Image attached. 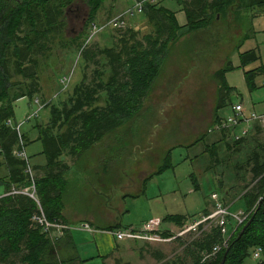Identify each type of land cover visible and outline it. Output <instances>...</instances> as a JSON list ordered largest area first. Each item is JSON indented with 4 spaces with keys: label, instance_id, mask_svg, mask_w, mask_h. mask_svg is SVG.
<instances>
[{
    "label": "trees",
    "instance_id": "trees-1",
    "mask_svg": "<svg viewBox=\"0 0 264 264\" xmlns=\"http://www.w3.org/2000/svg\"><path fill=\"white\" fill-rule=\"evenodd\" d=\"M73 1L0 0V165H4L8 171L4 177H0V186L5 193L0 195V264H81L74 254L66 258L58 257L61 236L52 238L33 220L39 214V206L48 220L62 219L68 167L59 157L66 154L74 160L81 159L90 155L96 144L109 137L111 145L107 151L113 153L115 133L123 127L137 124L138 115L170 57L171 49L183 37L190 36L194 43L198 34H205L216 27L226 30L230 38L226 41H235L237 31L243 30V36L238 39L237 48H240L250 39L252 20L256 16L252 12L260 10L264 14V0H170L177 9L167 8L163 3L144 1L141 12L126 19L140 15L151 31L140 34L133 28H118L117 34L111 36L110 45L100 47L97 44L89 45L96 35L89 38L87 32L93 25L100 26L95 19L104 0H86L88 14L84 32L67 39L66 9ZM131 1L128 8L141 0ZM178 12L184 13L186 24L183 26L177 21ZM107 29L111 28L105 27L100 33ZM191 40L188 39L186 43L191 44ZM57 44L67 49L75 48L80 53L83 73L80 81L65 93L59 104H46L50 117L39 128L36 138L41 139L44 145L46 169L42 175H36L35 166L31 165L33 172L29 175L26 161L16 153L24 147L27 137L17 130L16 125L7 122L13 116V101L23 96L32 98L41 91L39 59L47 60L52 47ZM238 57L241 66L258 60L254 50L239 53ZM232 69L234 66L231 62H226L213 74L221 94L213 125H218L231 113L233 104L225 116H220L217 111L224 106L222 96L233 91L225 80V73ZM261 73V66L244 71L249 87L253 88L254 78ZM221 130L218 132L220 138L208 146L211 147L212 161L217 159L218 147L215 144L222 142L223 136L230 130L233 139L231 143L225 142L224 147L238 154L242 148H247L245 157L234 163L232 175L240 178V171L245 170L246 174L242 173L247 177V182L238 200L245 205L242 211L251 212L241 224H234L230 220L225 234L214 223L207 230H201L198 237L186 245L184 257L179 256L172 264H220L224 255L222 264H243L257 246L262 248L263 256L255 264H264V139H259L264 128L257 122L253 123L248 134L236 138L232 128ZM205 135H201L195 144ZM110 157L113 159L114 155L109 154L108 160ZM169 166L165 164L156 171H164ZM32 183L37 201L18 192ZM222 189L220 198L223 200L220 201L224 205L237 197L231 198L228 190L223 192ZM228 209L232 211L230 207ZM201 215L208 213L204 211ZM187 218L184 214H166L162 221L184 226ZM250 218L251 221L245 226ZM232 225L235 227H232L234 229L230 235ZM119 227L113 224L108 229ZM198 228H202V223L198 224ZM156 233L162 238L174 237L171 230L162 226ZM66 235L63 237L67 238ZM224 240H227L226 246H222ZM214 246H220L219 250L205 257Z\"/></svg>",
    "mask_w": 264,
    "mask_h": 264
},
{
    "label": "rangeland",
    "instance_id": "rangeland-1",
    "mask_svg": "<svg viewBox=\"0 0 264 264\" xmlns=\"http://www.w3.org/2000/svg\"><path fill=\"white\" fill-rule=\"evenodd\" d=\"M169 1L155 0L157 3H163L167 8L177 9L176 4ZM131 4V0H104L95 23L101 25L113 17L116 19ZM253 12L256 16L252 20L254 27L249 33L251 39L240 48H237V45L242 35L236 33L238 38L235 41L234 39L226 41L230 38L223 28L218 30L215 27L211 31L204 32L205 34H198L196 38L194 37V43L190 36L183 37L171 49L170 57L165 62L149 98L144 102L138 115L137 124L123 127L115 133V151L113 153L107 151L111 145V137L105 138L91 149L89 156L77 158L76 165L68 173L73 180L65 192L66 202L76 203L78 200L85 202L89 197L97 206L101 199L111 198L110 209L113 208L112 211H115L114 214H117L121 224L139 223L169 213L188 216L184 226L171 227L174 239L139 241L140 243L137 242L130 248L131 251H128L130 253L124 258L119 260L111 258L107 264H172L179 256L184 257L186 245L197 238L201 230H207L213 224L206 221L202 223V228L196 226L193 230L194 222L206 216L201 214L210 205L208 201L213 200L212 194L215 193L221 200V188L223 192L228 190L231 198L236 196L238 198L242 192L243 185L247 182V177L242 173L245 170L242 169L240 178L236 179L232 175L233 165L245 157L247 148H242L241 153L238 154L224 147L225 142L233 139L230 130L225 133L222 142L215 144L219 150L216 161H212L211 147L208 146L220 138L218 132L223 131L218 129L217 124L212 123L221 98L219 85L213 74L226 62H231L234 66V69L225 73L226 83L233 87V91L222 96L224 106L220 107L217 113L225 116L229 113L230 105L237 102L244 105L247 113L264 109V15L260 10ZM87 14L86 0H74L68 6L65 28L67 39L84 32L83 26ZM178 19L181 24L185 21L181 14ZM124 22L125 25L122 27L111 25V29H107L102 35L99 31L95 32L94 36H96L89 45L109 46L111 36L113 33L117 34L118 28L121 30L127 27L133 28L140 34L151 31V27L146 25L140 15L125 19ZM91 32L92 29L88 30L87 34L90 35ZM188 39L191 40V44L186 43ZM251 49L257 54L258 60L241 66L238 54ZM79 56L80 53L75 48L67 49L57 44L52 47L47 60L39 59L41 91L33 95V98L24 96L16 102L13 101L14 114L10 120L14 124L20 122L22 117L33 115L37 111V116H32L29 121L21 125L20 133L26 126L48 122L50 117L48 105L59 104L65 93L80 81L83 62ZM255 66H261L262 74L254 78V86L251 88L244 78V71ZM62 78L68 79L65 87L60 81ZM35 97L41 104L45 102L48 105L39 108V104L34 102ZM239 129L240 125L232 130L238 133ZM203 134H206L205 138L195 144ZM252 134L253 132L250 136ZM259 136L262 141L264 131ZM236 137L237 135L234 136ZM109 154L114 155L113 159L110 157L108 160ZM87 156H97L99 161L100 159L110 161L105 170L97 166L96 185L91 187L97 192L96 197L87 194L88 181L83 180L85 175L82 173V167L86 163ZM165 164L170 166L164 171H156ZM4 172L3 168L0 175ZM76 177H81L82 180ZM75 180L81 183V187L71 186ZM101 180L104 185L100 183ZM76 188L81 190V195L74 192ZM101 220L104 222V219ZM127 227L135 231H141L143 228L142 225ZM133 239L143 240V238ZM257 261L258 259L249 256L243 264H255ZM89 264H103V261L98 258Z\"/></svg>",
    "mask_w": 264,
    "mask_h": 264
},
{
    "label": "crops",
    "instance_id": "crops-1",
    "mask_svg": "<svg viewBox=\"0 0 264 264\" xmlns=\"http://www.w3.org/2000/svg\"><path fill=\"white\" fill-rule=\"evenodd\" d=\"M256 12H258V11H256ZM179 14L182 15V18L183 17L185 18V16H184L183 12H178L176 14V18H177L179 25L183 26L186 24V20L183 22V24H181L179 22V19H178ZM252 14H254V13L252 12ZM262 15H264V14H262ZM253 27L254 26L252 24V29H253ZM242 31L238 30L237 31L238 35H242V33H243ZM104 33L105 32H102L101 35ZM250 39H251V36H250ZM251 50H253V49H251ZM251 63H253V62H251ZM251 63H249V64H251ZM255 67H257V66H255ZM255 67H253V68H255ZM63 79L64 78H62L60 81H61V83L64 84V87H65L67 82H68V79L65 83L62 81ZM20 98H22V97H20ZM16 101H17V99L15 100V102ZM15 102L13 103V114H14ZM34 102L36 104H39V108L44 107V105L46 106L45 102L43 104H41L40 100L36 97L34 99ZM257 113H264V109L262 111H258ZM32 116H37V111H35L33 115L30 114V115H26L25 117H22L23 119H20L21 121L18 123L14 124V123H12L11 120L7 123H9L10 125H16V126L19 125V130H20L21 125L24 122L29 121L32 118ZM46 123L35 124L32 126H26V128L23 131H21V133H23L27 137V141H26V144L24 145L23 149L25 150L27 157H29L28 161H29L30 165H32V167L35 166L34 170H35L36 175L37 174L42 175L46 169L47 158H46L45 153L43 152L44 145H43V142L41 139H36V138H38V135H39V128L44 126ZM27 149H29V152H27ZM94 158H95V162H94ZM59 160L64 161L68 167L67 175H66L67 186H66L65 191L63 193V199H62L63 200L62 219H59V220H61L59 222L64 223L69 228L66 229V231L63 233V236L65 233H67V235L65 236L67 238H64L62 235L51 234L52 238L61 236L59 238V243H58V245H59V248L57 251L58 257L66 258V256L74 254L77 256V258L81 262V264H89V262H92L98 258H100L103 261V264H107L108 261L111 260V258H113L114 260H119L121 258H124L128 253H130V252H128V251H131L130 248L132 246H134L137 242L146 241V240H141V239L118 240L115 237L113 231L122 230V229H124L123 228L124 226H131V227L141 226L148 219L143 220L139 223H134V224L133 223L121 224L120 220H118L117 214L116 213L114 214L115 211H112L113 208L110 209V206H112L111 203L109 206V202H110L111 198L109 200L108 199L107 200L101 199V201L97 203V206H95V204L93 203V200H91V198H89V197L87 199H85V202L81 201V200L76 201V203L66 202L64 200L65 192H67V189L69 188V184H70L71 180H73V178L70 177L68 175V173H70L71 170L74 168L77 160H74V158L67 156L66 154L61 155L59 157ZM109 162L110 161H108L106 163L102 159H100V161H99L97 156L88 157L86 159V163H84V165L82 167V170H83L82 173H83V175H85L83 180L88 181V185H87L88 192H87V194L90 197L91 196L96 197V193H97L96 191H93L91 189L92 186L96 185L95 177L97 176V173H96V170H98L97 166L99 165V167L100 166L102 167V170H105L107 167V164ZM105 164H106V167H104ZM111 166H113V165H111ZM111 166H109V167H111ZM3 168L5 169V172H4V174L0 175V177H4L8 173V171L4 165H0V172H1V170L3 171ZM76 178L81 179V177H76ZM93 178H94V180H93ZM90 182H92V183H90ZM100 183H102V185H104L103 180H101ZM73 185L81 187V183L78 182L77 180H75L71 186H73ZM74 192H77L79 195L82 194L81 190H79L78 188H76L74 190ZM3 193H4L3 187L0 186V195L5 194V193L4 194ZM85 197H87V195ZM208 203H210V205L206 209H204L203 212L206 211L209 214L210 211L214 210L213 209L214 208V202L212 200L211 202L208 201ZM226 205L228 207H230V209L232 211L245 209V205L242 203V201L238 200L237 197ZM203 212H202V214H203ZM169 214H180V213H169ZM164 216L165 215H162L161 217L156 216V217H152L149 219L158 220L160 226L168 228L171 231H172L171 227H174V228L175 227H181L178 224H175L174 222L162 221V218ZM101 219H104V222H102ZM85 222L89 225V229H82L80 227V225L82 223H85ZM113 224L120 225V227L112 229V230L108 229V226L113 225ZM232 227H235V225L230 226L231 229L229 228L230 230L228 233L230 235L232 234L233 229H234ZM71 244H72V246H71Z\"/></svg>",
    "mask_w": 264,
    "mask_h": 264
},
{
    "label": "built area",
    "instance_id": "built-area-1",
    "mask_svg": "<svg viewBox=\"0 0 264 264\" xmlns=\"http://www.w3.org/2000/svg\"><path fill=\"white\" fill-rule=\"evenodd\" d=\"M144 1H147L148 3H155V0H141V1H136L131 8L126 9L124 12L120 13L116 19L113 17L110 19L107 23L101 24L98 26V28L93 25L92 27V32L89 35V38H92L95 34V32L99 31L101 32L105 27H110L111 25L116 26V27H122L124 26L125 22L124 20L126 19L127 16L132 15L134 13H140L142 9V5ZM66 79H63L62 81L65 83ZM258 123L261 127L264 128V113H257V112H250L247 113L243 104L241 102L235 103L231 106V113L223 119L218 125V129H234L237 126L240 125L239 132L235 134L237 137L241 135H246L250 132L252 129L253 123ZM17 130H19V126H16ZM17 155L24 159L26 161V171L28 172L29 175H32V168L31 165L28 161L27 154L23 148H21L18 152H16ZM18 192L24 193L29 195L30 197L34 198L36 201V194H35V186L32 183L31 186L25 187L22 189H19ZM212 199L214 201V210L212 213L202 217L201 219L197 220L193 224V230L196 229V226L198 227V224L204 223L206 221H210L211 223H214L215 225H218L221 228V232L223 234L226 233L227 230V225L230 220L235 222V224H241L243 223L247 218L248 215L250 214L251 211H242V210H237V211H230L227 206H225L218 198L217 195L214 193L212 194ZM35 221L40 224L43 229L54 235H61L63 233V230L68 229L69 227L65 225L62 222H59L57 220L51 221L48 220L41 207L39 206V214L35 215L34 219ZM157 221V222H156ZM143 228L141 231H135L134 229H122V230H115L113 231L115 237L118 240H124V239H133V238H143V240L146 241H152V240H167L169 238H162L159 236L156 231L159 229L160 224L159 221L156 219H148L144 224L142 225ZM82 229H89V225L85 222L80 225ZM226 241L224 240L222 243V246H226ZM220 246H214L212 248V251L208 253L205 257L213 255L219 250ZM263 253V250L260 246H257L253 249L252 251V257L254 259H259L261 258Z\"/></svg>",
    "mask_w": 264,
    "mask_h": 264
},
{
    "label": "water",
    "instance_id": "water-1",
    "mask_svg": "<svg viewBox=\"0 0 264 264\" xmlns=\"http://www.w3.org/2000/svg\"><path fill=\"white\" fill-rule=\"evenodd\" d=\"M250 221H251V218L246 222L245 226L248 225ZM245 226H244V227H245ZM244 227L242 228V230L244 229ZM242 230L240 231V233L242 232ZM239 235H240V234H239ZM239 235H238L237 237H239ZM224 259H225V255H224V257L222 258L220 264H222V263L224 262Z\"/></svg>",
    "mask_w": 264,
    "mask_h": 264
},
{
    "label": "bare ground",
    "instance_id": "bare-ground-1",
    "mask_svg": "<svg viewBox=\"0 0 264 264\" xmlns=\"http://www.w3.org/2000/svg\"><path fill=\"white\" fill-rule=\"evenodd\" d=\"M219 120V119H218ZM240 140V139H239ZM237 141V140H236ZM253 251V250H252ZM263 256V255H262ZM260 260V259H259Z\"/></svg>",
    "mask_w": 264,
    "mask_h": 264
}]
</instances>
